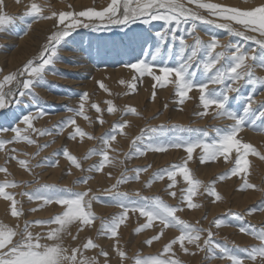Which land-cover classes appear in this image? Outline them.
Here are the masks:
<instances>
[{"label":"bare ground","instance_id":"obj_1","mask_svg":"<svg viewBox=\"0 0 264 264\" xmlns=\"http://www.w3.org/2000/svg\"><path fill=\"white\" fill-rule=\"evenodd\" d=\"M181 2L185 7L201 13L205 16V19L212 20L213 23L206 24L201 21L200 23L198 20L182 23L175 33L177 37L175 41L172 40L170 34L163 41L156 35L157 32L168 30L169 26L164 25L161 21H152L149 24L137 21L136 23H130L131 25L129 26L108 24L100 31L88 30L90 35L84 33V44H82V37L79 34L76 40L62 41L57 46V57L54 59V63L45 67L42 81L38 85L25 90L22 88V82L29 77H27V74L20 75V73L29 62H32L33 66L36 67L40 65V54L45 50V45L48 43L49 37L52 36L55 25L58 23L59 14L61 12L79 13L88 9L102 11L108 7L111 0H0V15L14 18L12 24L7 25L4 31H0V84H3L5 93L10 90L16 93L5 97L6 100L12 102L0 109V114L5 111L8 112L7 109L11 110L6 114L5 118L1 116L0 129L19 127L22 137H34L39 141H48L50 135L56 131L59 136L62 134L59 141L56 140L57 143L55 145L49 148L40 147L39 151H42L43 154H46L44 152L49 153L53 148L61 145L64 138L63 135L70 133L68 132L70 129L75 132V129L79 128L87 134L83 137L77 134L75 139H70V136L65 134L66 140L63 152L67 150L69 155L75 157L80 165L79 167L71 164L63 155L58 157L53 155L49 159H45V162L41 164L34 160L38 165L32 163L34 166H31L28 163L34 155L36 156L35 150L39 146L37 145V147L34 143L29 144L23 139L16 142V133L0 131V141H13L0 147V169H6V171H0V185L5 182L18 185V187H8L5 191L13 195L17 202L16 208L22 213L15 217L12 216V202L0 197V224L18 233L13 237V242L21 239L19 233L23 232L25 225H27L28 231L34 237V243L39 242L46 245L59 243L66 250L65 254L68 256L72 255L74 249H78L79 251L76 252L77 264H79L81 259L85 258L90 261L94 260L95 264H130L132 261L131 257L134 256L133 253L142 244L143 240L141 241V239L145 240L148 237L152 241L151 244L146 243L147 241L145 240L146 242H143L144 244L141 245L139 252L144 253L159 249L162 252V259L176 261L177 264H217L218 262L214 258L220 254V248L225 247H221L222 244L213 243L214 246L209 248L204 243L208 238V232L215 231L217 237L213 240L229 243L230 248L227 247V249L229 252L232 251L233 255L241 258V264H264V261L259 256L254 261L249 259L246 251L260 246L261 243L251 233L264 231V210L262 212H249L254 206L255 200L261 197L259 194L264 192V159L261 158L264 157V117L260 116V113L264 112V67L258 61L251 59L245 62L251 66L252 82H248L247 76L235 83L231 80H225L222 84H214L210 79L217 69L228 67L231 54L235 52L236 46H239L241 51L247 52L250 57L253 55L258 56L260 49L252 40L230 35L227 30L215 27L217 23H231L234 29L244 31L241 25L223 21L204 9H198L195 4H189L187 0H181ZM202 2L216 3L226 7H238L241 10H249L253 7L264 5V0H202ZM31 3L41 5L44 9L41 15L52 18L34 20L32 17L26 16L25 13L29 10ZM53 13L56 15L53 16ZM80 20L83 23L91 24L99 22H89L83 17ZM193 24H195V32L192 31ZM144 30H148L146 34ZM127 31L131 32L135 41L137 40L133 48L128 46L131 35L129 33L126 34ZM77 32L81 31L78 30L74 34H77ZM92 32L98 33L101 40L102 38L113 40V45L117 47L114 56L111 57L109 54L110 57H104L101 53H99L100 55L96 53L98 44L94 46L91 34L95 33ZM141 33L145 36L141 37ZM114 34L118 37L116 39L117 44L113 38ZM149 34H151L150 37L148 36ZM245 35L254 36L256 39H264L256 32H245ZM147 36L149 37L148 40L146 39ZM181 36L185 38L186 42L183 52H181L182 46L179 41ZM194 37H199L204 44H208L212 38H216L221 47L215 49L213 55L222 51L225 58L221 59L210 72L205 73L203 65L207 62L208 57L202 50H198L199 55L197 54L193 58L190 62L191 67L188 69L190 73H194L192 77L193 83L195 85L206 83L208 85L206 93L213 91L223 92L226 86L239 89L238 92L227 93L229 97L227 107L233 115L241 116L244 119V127L238 133L237 139L242 143L250 144L255 149V153L259 154H248L246 157L248 161L246 172L240 173L237 179L235 178L237 175L227 176L232 167L236 166L234 165L237 155L235 150L229 154L227 161H225L223 156H219L215 161L207 160L201 163L202 151L200 150H194L192 159L187 160V153L185 151L182 152L179 148L174 151L173 149L171 150V147L166 151L146 150L145 146L149 142V138L137 139L142 136V133L147 135L152 129H157L152 138L154 135L160 138L154 141L157 143H163L164 141L168 143L171 139L166 140L165 132L159 131V128L154 125L155 123L160 126L170 123L168 128L172 127L171 129L173 130L176 127V130H173V134L177 136L180 135L178 130H182V133L187 134L191 132V130L187 129V126L193 123L192 125H195L197 129H201L202 132L205 129L202 136L207 133L215 141L218 139V129L226 131L234 124V121L227 117L218 118L215 106H211L207 110V114L201 115L205 110L200 104V92L197 87L189 91L185 102L180 104L178 103L179 98L175 95L174 76L169 78V82L165 87L161 88L157 85L153 89L154 82L151 77L145 75L141 78L138 73L127 66L138 60H144L150 65H155L156 67H154L153 71L155 74L160 75L159 66L178 67L181 63L187 62V57L191 54V46L195 43ZM145 39L149 45L147 49L140 47ZM123 42L127 43L125 48L121 46ZM8 43L13 46V50L8 51V48L11 47L4 48V45ZM119 43L120 49L118 48ZM227 45H232V47L228 48L226 47ZM101 50L103 49L101 48ZM143 50V58H139ZM65 70L67 72H64ZM238 71L243 72L244 69H238ZM53 72L61 76L54 78L52 77L54 75ZM66 73L73 75L69 76ZM9 75H16L17 79L5 83L4 78ZM31 79L37 81L39 77H31ZM48 79H55L58 84H63V87H56L59 97H53L48 94V91H45L46 89L52 91V88H54L52 84L46 82ZM100 84H103L104 87L101 88ZM132 84H135V89L130 87ZM65 86L78 87H75V90L68 89L65 91ZM20 91L30 92L31 95L21 97L18 95ZM63 91L66 94H60ZM154 91L155 96L153 97ZM82 93L87 94L88 99L86 101L78 97ZM37 97L39 98L38 103L36 100L31 99ZM248 97H252L251 110L245 116L243 109L248 106ZM42 101L53 102L59 106H51V104L48 105L42 103ZM91 101L93 102L91 103ZM107 101H111V105ZM66 103L67 105L63 108ZM81 103L84 105L83 109L80 108ZM90 103L97 105L99 108L105 107V109L111 106L114 111L109 113L106 109V114L101 111L97 113L94 109H89ZM124 106L127 107L128 111L122 113L119 117L122 110L120 108ZM68 107L73 108L69 110ZM129 107L134 109L135 112H131L128 109ZM52 111L60 112V114L53 115ZM72 111H76L70 117V119L75 120V124L64 126V129L61 130L59 126L66 120L61 121L60 119L67 117L68 113ZM81 111L83 116L77 114ZM159 113H162L161 116L155 119ZM90 114L99 119L97 122L109 120L112 123L113 120L119 119L117 123L123 124L124 127L116 130L115 124L112 123L114 125L111 128L116 130L119 135H116L115 140L110 141L106 149L104 139L107 136L99 139L101 144L100 147L98 146L100 149L103 148L104 151H107L108 161L104 162V167L100 171H96L95 168L101 163V158L98 161H92L93 164L87 162L93 166L90 169L85 168L87 169L85 173L81 169V165L84 163L83 159L87 161L88 158H91V153L88 150L97 144L95 139L99 138L107 127L102 123L100 128L95 131L97 125L96 127L93 126ZM26 115L33 117L32 129L21 123L22 118ZM59 120L61 123H59ZM51 124L54 127L53 130H49V127L52 128ZM145 125H149L151 128L152 126L155 127L145 131L143 130L147 127L144 128ZM33 129L36 131H33ZM41 131L46 134L40 135ZM89 137L92 138L90 139ZM161 139L162 141H160ZM56 141L54 140V142ZM134 141L136 142L135 145ZM175 141H178V139ZM42 149H45V151ZM86 152L90 154V157L89 155L84 156ZM39 154L43 156L41 153ZM95 154H92V158ZM31 155H33L32 158L30 157ZM96 155L98 156V152ZM8 156L12 158H8ZM20 160H24L26 166H21L18 163ZM176 161H179L177 164L188 168L191 179L200 182L191 197V203L196 205V207L190 208L188 201L182 199V196L187 195L186 190L190 186L182 175L177 174L174 180L163 179L159 183L155 180L156 176L152 173L154 167L161 164H175ZM185 161H187L186 164ZM141 166H149L150 168H148V171L140 172L139 178L135 179L136 170ZM83 173L86 177L85 182L81 185L77 184L75 180L79 179L80 176L82 177ZM149 175H151L150 179H148ZM221 176L225 178L221 180ZM122 178L125 182L118 184L117 182ZM245 181L252 186L253 183H258V186L244 188ZM170 184L172 185L171 187H169ZM45 185L60 190L64 194L88 193L85 197V202L91 201L92 215L94 217L97 215H100L99 217L101 218L106 217L107 221L105 223H111L113 218L123 212V209L116 206L115 201L112 200L116 193L126 194L129 200L136 201L140 200V197H138L140 194L151 201L158 198L155 195L159 196L163 193L160 199L162 198L161 200L164 204L179 201V204H177L181 208V220L191 228L202 229L203 231L199 233L200 240L197 243L190 244L185 240L182 248L180 243L177 242L172 245L168 252H165V247L181 235L179 227L170 226L163 228L159 221H154L151 227L143 229L144 232L142 230L137 232V227L140 228V225L142 226L147 220L141 217L139 212L133 213L129 211L124 223L117 229L115 237H111L110 233L102 234L100 230L104 222L96 219L97 221L93 220L90 225L83 226L82 230L79 227V221L69 224L65 230L61 231L58 241L49 240L47 238L48 233L60 226L46 222L53 220L57 215H62L65 209L56 203L44 205L42 200L29 199L28 194L36 195L38 190H40L41 194L47 195V192L43 191ZM206 185L207 189L205 190ZM210 189H214L220 198L216 199L215 196L209 195ZM170 192H175L176 196L169 195ZM204 217H207V219L202 221ZM218 220L222 221L219 227L216 226V221ZM36 221L41 223H35ZM242 227L248 229V232H241L240 229ZM156 235H159L160 238L153 240L152 237ZM37 237L39 238L38 241L36 240ZM89 239L97 246L85 249L83 245ZM197 244H199V247ZM184 249H187V251ZM121 251L125 254L123 259L119 256ZM101 252H106L108 254L107 257L101 255ZM227 264H232V261Z\"/></svg>","mask_w":264,"mask_h":264},{"label":"snow or ice","instance_id":"obj_2","mask_svg":"<svg viewBox=\"0 0 264 264\" xmlns=\"http://www.w3.org/2000/svg\"><path fill=\"white\" fill-rule=\"evenodd\" d=\"M189 4H195L198 9H204L208 11L211 15L217 16L223 21L234 22L235 24L241 25L244 31L236 30L232 27L231 23H217L215 27L225 29L230 35H235L242 37L247 40L254 41L260 49V54L249 56L247 52L241 51L239 46H236L235 52L231 54V60L228 64V67L217 69L215 74L210 77L211 82L214 84H222L225 80H231L233 83L243 80L245 76L248 77V82H252L251 66L247 65L245 62L248 59L253 61H258L262 67H264V39H256L254 36L245 35V32H256L260 37H264V5L253 7L249 10H241L238 7H226L216 3H204L202 0H187ZM121 8L123 9L121 13ZM44 11L43 7L37 3H31L29 10L25 13L26 16L32 17L34 20L38 19H51L52 17L42 16L41 13ZM53 16L56 14L53 13ZM86 18L89 22L91 21H100L99 25L91 23H83L80 18ZM11 17H5L0 15V31H4L7 25L13 23ZM189 20L195 21L200 20L206 24H212L213 21L205 19L203 16L199 15L196 12H193L190 8L185 7L181 0H111V3L108 7L104 8L102 11H96L94 9H88L81 11L79 13L72 12H61L58 16V24L64 25L62 30L57 31L55 34L49 37V44L45 46V50L41 52L40 59L41 63L38 67L33 66L32 62H29L27 66L22 70L20 75L27 74L28 79H25L22 82V88L25 90L30 89L39 84L43 79V73L45 67L54 63V59L57 57V46L61 44L72 32L79 28H89L91 27L94 31H100L105 28L108 24H118V25H128L129 23H136L140 21L144 24H149L152 21H161L164 25L169 26L168 30L165 32H157L156 35L161 41L165 40L166 37L170 34L173 41L177 39L175 33L180 28L182 23H187ZM67 21V23H65ZM174 26V27H173ZM192 31L195 32V24L192 26ZM181 44V52H183L184 47H186L185 38L183 36L179 37ZM194 45L191 46V54L187 57V62L181 63L178 67H168V66H159L158 71L160 75L154 73L153 69L155 65H150L144 60H138L135 63L127 65L134 72L138 73L142 78L147 75L151 77L153 83V89L157 85L163 88L169 82V78L175 77V95L179 98L178 103L183 104L185 98H187L189 91L194 87H197L200 92L199 101L205 110L201 115L207 114V110L211 106H215L217 109L216 116L227 117L234 121V124L228 130H217L218 139L212 143L203 142L200 140L190 141L187 143L181 141H175L170 144L157 143L153 138L149 137V142L146 144V150L152 151H166L169 147L171 148H183L187 153V160L192 159L194 150L197 148L202 150V155L200 157L201 163L206 162L207 160H215L218 156H223L225 161L228 160L229 154L235 150L237 155L235 158V165L231 170L230 175H239L240 173L246 172L248 161L246 157L249 153H255V149L252 148L250 144L242 143L237 139V135L242 131L244 127V119L241 116L233 115L231 111L228 110L227 104L229 97L227 93L229 92H238L239 89L232 86H226L223 92L213 91L206 93L207 84L195 85L193 83L192 77L194 73H190L188 69L191 67V61L198 54V50H202L204 54L208 57V60L203 65L204 72H210L221 59L225 58L224 53L217 52L213 55V52L218 47H221L216 38H212L211 42L204 44L199 37H194ZM226 47L231 48L232 45H227ZM255 51V50H253ZM238 69H244L243 72L238 71ZM31 77H39V80L34 81ZM16 75H9L4 78V82L8 83L13 80H16ZM135 79V78H134ZM123 83V82H122ZM100 87L103 88L104 85L100 84ZM131 88L135 89V84L130 85ZM106 90V89H105ZM11 90L7 93L3 91V84H0V109H3L6 104L11 103L12 101L6 100V96L15 95ZM19 96L23 97L25 95H31L30 92L20 91ZM155 96V91L153 92V97ZM82 100L86 101L88 99L87 94H82ZM111 105V101H107ZM252 97L247 98V105L243 112L246 115L249 114L251 110ZM84 105L81 103L80 108L83 109ZM92 107L97 113L101 109L93 104ZM167 107V105H165ZM107 111L112 113L114 108L109 106ZM131 112H135L134 109H130ZM78 115L83 116V112L77 113ZM43 115V113H41ZM260 116L264 117V112L260 113ZM87 118V117H85ZM32 119L31 115H26L22 118L21 123L27 125L29 129H32ZM103 122L102 120L100 121ZM75 124L74 119L62 122L61 130L64 126ZM123 124L115 125V129H122ZM0 131H12L16 133L15 141L19 142L21 139L26 140L27 143H34L33 140L28 139L27 137H22L20 135L21 129L19 127L10 128V129H0ZM33 131H36L33 129ZM163 131V128L159 129ZM151 132H157V129H152ZM40 135H45L44 131L39 133ZM81 137L87 135L79 128L75 129V133L70 135V139H75L76 135ZM143 133L141 137L137 139H143ZM90 139L92 137H89ZM116 139L115 132L110 137L104 139L105 149L109 145L110 141ZM13 141H0V147H3L5 143H12ZM135 145V141L133 142ZM101 156V163L96 166L95 170L100 171L104 167V162L108 161L107 151H102L98 153ZM63 156L71 162V164L79 167L75 157L69 155L67 150L63 152ZM264 159V157H261ZM21 166H26L24 160L18 161ZM187 161H185V164ZM0 171H6V169H0ZM142 171H147V169H137V175L135 179L139 178V173ZM180 174L183 176V179L191 186L186 192V196H182L183 200H187L189 207L193 208L196 205L191 203V197L194 190L199 186V181H195L190 178V173L187 167L180 165L174 166L173 169L165 170L164 172L157 173L156 179H163L164 175H167L170 180H174V177ZM225 177L221 176L220 179L223 180ZM125 182L122 178L117 183ZM172 185L170 184L169 187ZM8 187H18L16 184H9L5 182L0 185V197L7 201L12 202L11 215L18 216L22 213L19 212L16 208V200L13 195L5 191ZM253 187L245 181L244 188ZM243 190V189H241ZM44 192H47V195L41 194L40 190L36 195L28 194L30 200H42L44 205L56 203L64 207L62 215H57L53 220L46 223L57 224L60 227L50 231L47 235L49 240H59L61 231L66 229V226L72 224L76 221H79V227L82 230V227L85 225H90L95 217L91 213V201L85 202V197L88 193H68L64 194L60 190L54 189L50 186H44ZM137 195H139L137 193ZM169 195L175 197V192H170ZM209 195L215 196L216 199L220 197L216 194L214 189L209 190ZM113 200L116 203V206L123 209L122 214L113 218L111 223H104L101 227L102 234H109L111 237L117 235V229L121 224L124 223L125 219L128 216L129 211L135 213L139 212L141 217L146 218L147 222L142 225L141 228H137L136 231L139 232L143 229H147L152 226L154 221H159V224L163 228L168 227H179L181 235L178 239L172 240L164 249L165 252H168L173 244L177 242L180 243L183 248V242L185 240L188 243H197L200 240V232L202 229H193L188 224L180 221L176 218V212L180 209L177 207H170L160 201L158 198L154 200H149L146 197H141L139 201L129 200L126 194L117 193ZM35 211V209H33ZM255 211L250 209L249 212ZM41 223V222H38ZM222 221H216V226H221ZM241 232L247 233L248 229L241 228ZM18 233L11 228L6 227L3 224H0V264H77L76 252L78 249L72 251V255L68 256L65 254L66 250L60 246L59 243L55 245H46L40 244L39 242L34 243L31 232L28 231V226L25 225L23 232L19 233L21 239L19 241L13 242V237ZM253 236L260 240V246L253 247L248 252V258L255 260L257 256L264 261V231L259 233L252 232ZM212 233L208 232V239L204 241L205 245L209 248L213 247V241L211 239ZM159 235L153 236V240H158ZM38 237L36 240L38 241ZM75 239V237H73ZM151 240L146 243L151 244ZM91 239L83 245L85 249H91L96 247ZM199 247V244H197ZM187 251V249H184ZM220 257L222 259H228L232 261V264H241V258L231 254L227 248H220ZM101 255L107 257L106 252H101ZM119 256L123 259L125 254L124 252H119ZM79 264H95V261L88 259H81ZM135 264H177L176 261L159 259V258H150L148 260L136 259Z\"/></svg>","mask_w":264,"mask_h":264},{"label":"rangeland","instance_id":"obj_3","mask_svg":"<svg viewBox=\"0 0 264 264\" xmlns=\"http://www.w3.org/2000/svg\"><path fill=\"white\" fill-rule=\"evenodd\" d=\"M122 8H121V13H122ZM193 11V10H192ZM193 12H196V11H193ZM196 13H198L199 15H201V16H203L204 18H205V16L204 15H202L201 13H199V12H196ZM189 21H191V20H189ZM195 21H197V20H195ZM140 22V21H139ZM198 22H200V20H198ZM101 22L99 21L98 23L97 22H95V23H92V24H100ZM201 23V22H200ZM203 23V22H202ZM129 25H131L130 23L127 25V26H129ZM63 27H64V25H60V24H58V23H56V25H55V29H54V31H53V33H52V35L53 34H55L57 31H59V30H62L63 29ZM134 29V28H133ZM81 31V32H77V34H74V32H76V31ZM88 30L89 31H91L92 30V28L91 27H89V28H84V27H79V28H77L75 31H73L72 32V34L71 35H73V36H68L66 39H65V41H73V40H76V38L78 37L77 35L79 34V36L80 37H82V44H84L85 43V40L83 39L85 36V34H89L90 35V33H88ZM84 31V32H83ZM145 31V34L147 33V31L146 30H144ZM85 33V34H84ZM92 33H95V32H92ZM129 33V35H131L130 37H129V39H130V42H128V46H131L132 48L133 47H135V45H136V42H137V40L135 41V39H133V37H132V34H131V32H128L127 31V33L126 34H128ZM149 33V32H148ZM106 35V34H105ZM93 36V40L92 41H94V46H95V44L97 45L98 44V46H97V51H96V53L97 54H99V53H101L102 55H104V57H108L109 56V54H110V56L112 57V56H114V54H115V52H116V49H117V47H115L114 45H113V40L111 41V40H108V39H106V38H102V40H101V38H99V35H98V33H95V34H91V37ZM95 36V37H94ZM117 35L116 34H114L113 35V38H114V40H115V43L117 44V38L118 37H116ZM142 36H145L143 33H141V37ZM149 37L151 36V34H149L148 35ZM147 36V40H148V37ZM143 40V43H142V45H140V47L142 46V48L144 47V49H147L148 48V41L147 40ZM102 41V42H101ZM133 41V42H132ZM96 42V43H95ZM110 42V43H109ZM100 43V44H99ZM102 43H104V44H102ZM49 44V39H48V43L46 44V45H48ZM125 44L127 45V43H122L121 44V46H124V48H125ZM146 44V45H145ZM45 45V46H46ZM100 46V47H99ZM103 46V47H102ZM120 43H119V45H118V48L120 49ZM7 47H11V48H8V51L10 50H13L14 48H13V46H11L9 43L8 44H6V45H4V48H7ZM105 47V48H104ZM101 48L103 49V50H101ZM111 48H112V51H111ZM110 49V50H109ZM115 49V50H114ZM99 50H100V52H99ZM110 51V52H109ZM119 51V50H118ZM6 53H8V52H6ZM144 53V50L142 51V53L139 55V58H143V54ZM9 54V53H8ZM100 55V54H99ZM199 55V54H198ZM109 56V57H110ZM196 64V63H195ZM193 65H194V63H193ZM198 68V67H197ZM49 72H51V70H49ZM64 72H67V70H65ZM55 72H53V74H54ZM66 75H69V76H72L71 74H67L66 73ZM61 75L60 74H58V73H56V74H54L52 77H54V78H58V77H60ZM46 82L48 83V84H52L53 86H54V88H52V91H49L48 89H46L45 91H48V94L49 95H52L53 97H59V93H57L58 92V89L56 88L57 86L58 87H63L62 85L63 84H58L56 81H55V79H52V80H46ZM75 87H78V86H72V87H68V86H65V91L66 90H68V89H72V90H75ZM57 90V91H56ZM60 94H66L64 91L63 92H61ZM83 94V93H82ZM82 94L80 95V96H78V97H82ZM32 100H36V102L38 103L39 102V98L37 97V98H35V99H33V98H31ZM41 100V99H40ZM93 101H91V103H92ZM42 103H46V104H48V105H50L51 104V106H53V105H55V106H59V105H57V104H55V103H53V102H49V103H47L46 101H42ZM90 103V108L89 109H94L93 107L91 108V106H92V104ZM65 105H67V103L66 104H64L63 105V108H65ZM10 107V106H9ZM72 108L73 107H68V109L69 110H72ZM127 107H122V108H120V109H122L121 111H120V115H119V117L122 115V113H124V112H126V111H128L127 109H126ZM100 109H102V110H104V111H102L101 110V112L103 113H105L106 114V109H105V107L103 108V107H101ZM128 109H131V107H129ZM8 110V112L11 110V109H7ZM65 110V109H64ZM66 110H67V107H66ZM95 110V109H94ZM106 110V111H105ZM7 111H5V112H2L1 114H0V118H1V116H2V118H5L6 117V114L8 113ZM66 112H68V111H66ZM76 113V111H72L71 113H68V116L67 117H65V118H62V119H60L61 121L63 120V121H68V120H70V117H72V115L73 114H75ZM52 114L53 115H57V114H60V112H57V111H52ZM71 114V115H70ZM161 114L162 113H159L156 117H155V119H157L159 116H161ZM93 115V114H92ZM91 114H90V120L93 122V126L94 127H96V125H97V127H96V129H95V131H97L99 128H100V125L103 123V124H105V126H107L106 127V130L105 131H103L104 133L102 134V135H100L99 136V138H96L95 140L97 141V144H95L94 145V147H92V149L94 150H92L91 148L88 150V152H90L91 153V158L89 159H87V161H85V159H83V161H84V165L82 164L81 166V169L83 170V172H85L87 169H90L93 165H91V164H93V162L92 161H98L100 158H101V156L100 155H96L97 154V152L98 153H100V152H102V151H104L103 150V148L102 149H100L99 147H100V144L101 143H99V139H102L104 136H107V137H110L111 135H113V133L115 132V135H119L118 134V132L116 131V130H114V129H112L111 127L115 124V125H117L118 123L117 122H119V119L118 120H116V121H114L113 120V122L112 123H114V124H112V123H110L109 122V120H103V122L102 123H100V122H97V121H99V119L97 118L96 119V117H94V116H92ZM95 118V119H94ZM59 120V123H61V121ZM58 122V121H57ZM110 123V124H109ZM172 123V122H171ZM170 123H165L164 125H162V126H160L159 124H157V123H155L154 125L155 126H157L159 129H161V128H163V131L162 132H165V137H167V139L166 140H169V139H171V140H169V142L168 143H166L165 141L163 142V143H165V144H170V143H172L173 141L175 142V140L176 139H178V141H181V142H190V141H197V140H200V141H203V142H207V143H212L213 141H214V139H213V137L212 136H210L209 134H205V136H202L203 135V132H204V130H203V132H202V130L201 129H197V127H195V125H192L193 123H191L189 126H187V129L188 130H191V132H188V134L191 136H189L187 133H182L183 131L182 130H178V132H180V133H178V134H180V135H175V134H173L174 133V131L173 130H176L175 128L172 130L171 128H168V125H169ZM52 125V124H51ZM99 125V126H98ZM178 125V124H177ZM147 126V127H146ZM155 126H152V128H154ZM179 126V125H178ZM194 126V127H193ZM60 127V126H59ZM146 127V128H145ZM149 127V128H148ZM170 127V126H169ZM50 129L49 130H53V125H52V128L51 127H49ZM144 128L145 129H143V130H145V131H148L149 129H152L151 128V126H149V125H145L144 126ZM60 129H61V127H60ZM64 128H62V130H63ZM109 129V130H108ZM66 130L68 131V129L66 128ZM107 130H108V132H107ZM168 131V132H167ZM198 131V132H197ZM68 132H70V133H65L66 135H68V136H70V135H72L73 133H75V132H73V130L72 129H70V131H68ZM63 133V134H64ZM149 134H144L143 135V138H146V137H152L153 136V132H148ZM168 133V134H167ZM63 135V140H62V143H61V145H58L57 147H55V148H53L52 150H54V151H50L49 153L48 152H44L45 151V149H42V150H44L43 152L44 153H46V154H43L42 153V151H39L40 150V147L41 148H43V147H51L52 145H55L56 143H57V141H59V138L62 136V134H60V136H59V134H58V132L56 131L55 133H53V134H51L50 135V137H49V139H48V141H45V140H41V141H39V140H37V139H35L34 137L32 138H30V137H28L29 139H32L33 141H34V145H38L37 147L38 148H36V150H35V153H36V156L34 155H31L30 157L32 158V156H33V158L32 159H30V162L28 163V164H31V166H34V165H32V163H38V164H41V163H43V162H45V159H49L51 156H53V155H57L56 157H58V156H62L63 155V149H64V142H65V140H66V135ZM185 134H187V135H185ZM196 135H198V137H196ZM59 136V137H58ZM67 136V137H68ZM96 136H97V134H96ZM168 136H170V138H168ZM182 136V137H181ZM194 138H193V137ZM56 137H58V138H56ZM107 137H105V138H107ZM179 137V138H178ZM158 138H160L159 136H156V135H154V137H153V140H157ZM213 141H212V140ZM36 140V141H35ZM54 140L56 141V142H54ZM190 140V141H189ZM160 141H162V139L160 140ZM54 142V143H53ZM53 143V144H52ZM33 144V143H32ZM99 146V147H98ZM57 148V149H56ZM100 150H99V149ZM59 149V150H58ZM173 149V151L175 150V149H178V148H171V150ZM182 152H184V149L183 148H179ZM56 150H57V152H56ZM197 150H200V151H202L201 149H199V148H197ZM60 152V153H59ZM34 153V154H35ZM39 153H41L43 156H41ZM95 154L94 155V159L92 158V154ZM51 154V155H50ZM201 154H203L202 152H201ZM87 155H89V157H90V154L89 153H87L86 152V155H84V156H87ZM39 156H41V157H39ZM84 156H83V158H84ZM12 158L11 156H8V158ZM40 158V159H39ZM43 160H42V159ZM218 158H219V156H218ZM102 159V158H101ZM100 159V160H101ZM36 162H35V161ZM47 161V160H46ZM215 161V160H214ZM87 162H90L89 164L87 163ZM35 164V165H38V164ZM88 165H87V164ZM177 163H179V161H176L175 162V164H166V165H159V166H156V167H154L153 168V170H152V173H154V175L156 176L157 175V173H161V172H164L165 170H169V169H173L174 168V166H180L179 164H177ZM87 166H86V165ZM91 165V166H90ZM235 165V164H234ZM131 166H133V165H131ZM130 166V167H131ZM42 167H44V166H42ZM95 167V166H94ZM236 167V166H235ZM84 168V169H83ZM85 168H87V169H85ZM148 168H150L149 166H145V167H143V166H141V167H139V169H147V171H148ZM234 167H232V169H233ZM230 169V168H229ZM231 169V170H232ZM231 170L228 172V174H227V176L229 177V176H231L230 175V173H231ZM142 172H145V171H142ZM86 173V172H85ZM132 173V172H131ZM151 173V174H152ZM150 177H151V175H149L148 176V179H150ZM236 179L237 178H239V175H237L236 177H235ZM163 179H165V180H168L169 179V177L167 176V175H164V177H163ZM163 179H155L156 180V182H160L161 180H163ZM85 180H86V177H85V175H84V173L82 174V177L80 176V178L79 179H76L75 180V182L77 183V184H83L84 182H85ZM170 180V179H169ZM262 180V179H261ZM263 180H264V178H263ZM255 185H257L258 186V183H253V186H255ZM256 186V187H257ZM189 187H191V186H189ZM207 189V185L205 186V190ZM116 193V192H115ZM110 194V193H109ZM117 194V193H116ZM115 194V195H116ZM162 194L163 193H161L159 196L158 195H155V196H157L158 198H159V200L160 201H162L161 199H160V196H162ZM259 195H261V197L260 198H258V199H256L255 200V202H254V206L251 208V209H254L255 211H252V212H262L263 210H264V192L263 193H260ZM138 197H143V196H141V194L138 196ZM138 199V198H137ZM113 200V199H112ZM177 201H178V199H177ZM179 204V201L178 202H174V203H171V204H167L168 206H170V207H177V208H179L180 210H181V208L179 207L180 205H178ZM173 204V205H172ZM181 204V203H180ZM180 210L179 211H177L176 212V218L177 219H179L180 221H182L181 220V218H180ZM251 212V213H252ZM100 215H97L96 217H95V221H97L96 219H100V220H102L104 223L107 221V219H105V218H101V217H99ZM205 216V215H204ZM224 218L226 217V216H223ZM227 218V217H226ZM207 219V217H204V219L202 220V221H205ZM38 221H36L35 223H37ZM142 226L140 225V228H141ZM138 228V227H137ZM143 232H144V230H142ZM146 232H147V230H145ZM211 233H212V237H211V239H212V241H213V243H217V245H221V247H225V248H227V247H229L230 248V246H229V243H226V242H221V241H217V240H213V239H215L217 236L215 235V231H210ZM208 239V238H207ZM206 239V240H207ZM143 240V241H142ZM146 241H149L150 240V238H146L145 239ZM144 239H141V241H142V244H144L143 242L145 241ZM145 241V242H146ZM226 245H225V244ZM141 244V245H142ZM141 245H140V247H141ZM223 245H225V246H223ZM138 248L137 249V251H135L134 253H133V255L134 256H132L131 257V263L130 264H135V260L136 259H141V260H148V259H150V258H159V259H162L161 258V255H162V252L159 250V249H154V250H151V251H146V252H144V253H141V252H139L140 251V249L141 248ZM229 251V250H228ZM231 251V250H230ZM231 254H232V251L230 252ZM214 254V253H213ZM131 255V254H130ZM220 255H221V253L220 254H218L217 256H216V258H214V260L215 261H217L218 263L217 264H227V263H229L231 260H228V259H222V258H219L220 257ZM126 256H127V254H126ZM205 261V260H204ZM201 264H203V263H201Z\"/></svg>","mask_w":264,"mask_h":264}]
</instances>
